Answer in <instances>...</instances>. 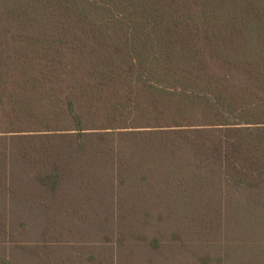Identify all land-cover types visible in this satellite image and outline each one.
<instances>
[{"label":"trees","instance_id":"1","mask_svg":"<svg viewBox=\"0 0 264 264\" xmlns=\"http://www.w3.org/2000/svg\"><path fill=\"white\" fill-rule=\"evenodd\" d=\"M90 149L263 191L264 0H0V165Z\"/></svg>","mask_w":264,"mask_h":264},{"label":"rangeland","instance_id":"2","mask_svg":"<svg viewBox=\"0 0 264 264\" xmlns=\"http://www.w3.org/2000/svg\"><path fill=\"white\" fill-rule=\"evenodd\" d=\"M68 167L53 193L38 179L48 166L0 165V264H264V190L214 171L169 180L115 149Z\"/></svg>","mask_w":264,"mask_h":264}]
</instances>
